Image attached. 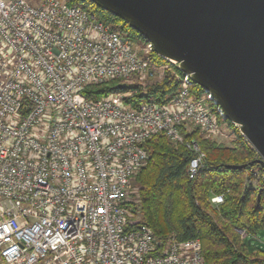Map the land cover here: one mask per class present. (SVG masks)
I'll return each instance as SVG.
<instances>
[{
	"label": "built area",
	"instance_id": "2783aa9c",
	"mask_svg": "<svg viewBox=\"0 0 264 264\" xmlns=\"http://www.w3.org/2000/svg\"><path fill=\"white\" fill-rule=\"evenodd\" d=\"M153 52L76 3L0 0V264H206L198 238L163 243L139 223L134 177L146 140L164 132L192 152L193 178L205 154L182 131L215 137L229 123L177 62ZM167 73L177 90L162 103L82 94L111 80L145 90ZM252 175L261 188L263 169Z\"/></svg>",
	"mask_w": 264,
	"mask_h": 264
},
{
	"label": "trees",
	"instance_id": "16d2710c",
	"mask_svg": "<svg viewBox=\"0 0 264 264\" xmlns=\"http://www.w3.org/2000/svg\"><path fill=\"white\" fill-rule=\"evenodd\" d=\"M78 4L97 19L122 31L139 44L147 40L122 19L104 11L89 0H66ZM155 60L163 59L155 52ZM118 80L85 86L82 94L97 100L114 92H131L124 101L136 106L144 101L165 102L177 90V82L167 73L160 82L145 90L135 85L117 88ZM194 95L204 90L192 84ZM232 125L228 120H226ZM185 140L194 139L205 154V160L193 178L186 173L192 152L183 143H174L164 132H156L144 146L148 157L134 177L138 186L139 223L148 226L165 242L170 235L178 240L198 238L206 264H264V245L257 237L264 235V179L259 187L251 184L257 152L235 129L236 138L226 145L206 137L197 127L183 130ZM245 165L228 168L229 165ZM224 194L223 202L213 204V194ZM240 231L245 233L242 236Z\"/></svg>",
	"mask_w": 264,
	"mask_h": 264
},
{
	"label": "water",
	"instance_id": "95a60500",
	"mask_svg": "<svg viewBox=\"0 0 264 264\" xmlns=\"http://www.w3.org/2000/svg\"><path fill=\"white\" fill-rule=\"evenodd\" d=\"M89 1L125 21L208 92L264 172V0Z\"/></svg>",
	"mask_w": 264,
	"mask_h": 264
},
{
	"label": "rangeland",
	"instance_id": "374dc122",
	"mask_svg": "<svg viewBox=\"0 0 264 264\" xmlns=\"http://www.w3.org/2000/svg\"><path fill=\"white\" fill-rule=\"evenodd\" d=\"M189 127H190V129L193 128L191 126H189ZM235 129H238V127L234 126V125H230V124H228V125L224 124L221 127L220 133L217 136L211 137V138H213V139H215L218 142H221L223 144L230 145V144H232L233 140L236 138ZM238 131H239V129H238ZM256 170H259V169H256ZM257 240L261 244L264 245V235H262V234L258 235Z\"/></svg>",
	"mask_w": 264,
	"mask_h": 264
}]
</instances>
